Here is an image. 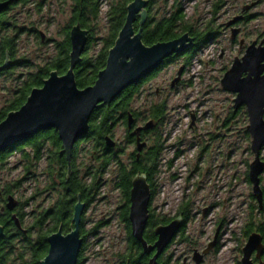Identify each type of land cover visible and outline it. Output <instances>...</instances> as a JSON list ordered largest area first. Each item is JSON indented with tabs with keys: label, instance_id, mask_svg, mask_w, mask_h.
I'll list each match as a JSON object with an SVG mask.
<instances>
[{
	"label": "rangeland",
	"instance_id": "rangeland-1",
	"mask_svg": "<svg viewBox=\"0 0 264 264\" xmlns=\"http://www.w3.org/2000/svg\"><path fill=\"white\" fill-rule=\"evenodd\" d=\"M114 1L101 0L95 40L88 52L92 57L101 48V38L108 32L106 14ZM216 1L219 6L215 9L212 4ZM71 2L28 0L9 11L17 24L25 28L16 45L19 59L25 62L11 75L0 76V108L12 97L19 76L23 78L36 71L54 55L55 43L64 37ZM174 2L180 3L185 24L195 30L209 24L219 33L190 57L180 55L162 66L155 76L141 84L132 100L131 107L138 112L136 126L149 119L152 104L166 103L164 121L141 135L146 142L143 151L156 140L163 146L153 177L155 193L150 201L151 210L158 216L172 218L178 216L179 207L185 204L188 219L169 249L179 256L177 264H182L183 255L192 247L205 249L216 232L219 247L211 250L202 264H240L241 249L247 239L243 232L245 227L252 223L264 229V195L259 208L248 178L253 153L246 130L247 113L245 107L233 112L235 94L222 89L220 79L234 57L240 58L244 53V48L238 46V39L244 38L245 44H249L264 32V0H152L150 10L145 7L146 14L150 11V15L159 19L168 15ZM251 3H254L248 8L251 17L241 24V33L234 41L231 28L224 25ZM181 66L180 80L171 87L170 82ZM192 115L194 123L190 125ZM109 134L120 149L119 160L129 164L135 142L127 139L123 122L119 121ZM93 146L92 139L77 144L75 165L85 181L89 180L87 172L97 160L95 154L99 147ZM23 151L28 152L30 148L15 150L0 163V205L4 204L2 192L8 187L14 198L22 203L17 212L23 213L22 225L28 228L38 212L57 200L61 190L58 181L52 183L47 172V151L29 173L24 168ZM261 156H264V146ZM117 169L118 163L110 162L100 175L101 184L94 199L84 206L80 219L84 237L81 264H119L123 259L127 233L119 218L122 194L115 187ZM260 186L264 188V171L260 174ZM36 232L37 227L31 229L30 237L34 238ZM13 243L18 249L13 252L16 256L23 238L14 237Z\"/></svg>",
	"mask_w": 264,
	"mask_h": 264
},
{
	"label": "water",
	"instance_id": "water-1",
	"mask_svg": "<svg viewBox=\"0 0 264 264\" xmlns=\"http://www.w3.org/2000/svg\"><path fill=\"white\" fill-rule=\"evenodd\" d=\"M10 1L0 0V13L8 7ZM147 3L148 0H131L126 5L124 22L113 45L107 51L104 67L98 71L94 83L83 88L77 86L73 70L81 60L87 42V30L78 22L70 28L68 69L63 74L51 70L43 79L42 85L33 87L25 102L18 109L9 111L0 121V151L29 138L40 130L54 128L62 144L60 151L64 153L67 161L66 179L68 178L73 146L88 132V122L93 110L97 106L110 104L123 89L149 75L163 63L164 59L174 53H182L192 44L193 38L187 32L167 41L144 44L141 40V25L147 15L145 11ZM253 4L246 5L244 10ZM137 19H139V28L135 30L134 22ZM234 21L235 19H232L226 25H231ZM237 31V28H231V38L235 37ZM40 36L43 39L42 33ZM8 62L10 61L7 60L6 49L5 60L0 69ZM182 70V66L177 70L176 76L170 82L171 87L180 80ZM220 85L222 89L235 93L234 111L242 105L245 106L248 118L246 130L251 138L250 150L253 153V160L249 163L248 178L258 207L261 208L264 195L260 186V174L264 170V160L261 156L264 146V37L258 44L253 40L247 45L240 58L234 57L230 67L223 73ZM134 123V117L129 113L127 127H132ZM193 123L192 115L190 125ZM153 126V120L149 119L133 128L137 156L146 145L140 137V132ZM104 142L108 147L116 145L110 135L104 136ZM150 198L151 190L146 175L136 174L131 181L129 193L130 231L141 244L144 254L155 250L148 261V264H155L157 256L182 226L183 219L177 216L166 224L156 225L153 229L157 236L156 240L148 243L143 237V232L148 218ZM17 204V199L8 195L4 207L13 211ZM84 206L77 194L69 231L63 233L59 227L46 237L48 250L40 260V264H76L83 241L80 236V219ZM12 218L16 227L26 232L15 213L12 214ZM2 236L3 227L0 225V238ZM215 238L216 234L213 241ZM212 244H209L208 248H211ZM253 251H256L258 256L263 251L262 235L257 231L247 236L242 247L240 263L254 264L250 258ZM206 252L207 249L202 253L194 250L193 259L196 264Z\"/></svg>",
	"mask_w": 264,
	"mask_h": 264
},
{
	"label": "trees",
	"instance_id": "trees-1",
	"mask_svg": "<svg viewBox=\"0 0 264 264\" xmlns=\"http://www.w3.org/2000/svg\"><path fill=\"white\" fill-rule=\"evenodd\" d=\"M27 1L28 0H11L8 7L0 13V66L4 63L6 49L7 60L10 61L0 69V76L3 74L11 75L17 66L22 65V63L25 62L24 60L19 59L16 46L17 40L25 28L19 26L16 22V18L8 13L16 4L25 3ZM130 1L131 0H116L109 4L106 14L109 23L108 32L101 38V48L96 55L92 57L88 52L91 42L95 40L94 33L97 29L96 25L101 0H72L70 17L64 27V37L55 43L54 55L50 60L39 66L36 71L27 73L23 78L22 76H19V83L16 84L13 89L12 97L8 100L5 106L0 108V121L9 111L18 109L25 102L30 90L33 87L41 86L43 79L48 76L51 70H56L59 74L66 72L69 66V30L74 24H76V22H78L82 28L87 30V42L84 51L81 54V60L76 64L73 70L75 81L79 88L93 84L98 71L105 65L107 51L113 45L117 33L124 22L126 5ZM217 2L214 3L215 9L218 7ZM151 3L152 0H148L146 9L150 10ZM172 8L173 9L168 15L162 16L159 19L154 18L153 15H150V11H148L146 18L141 25L142 42L146 45H151L158 41L173 39L183 32H189V35L194 36L195 46H190L182 53H174L167 57L164 59L163 63L149 75L123 89L110 104L97 106L93 110L88 122V132L79 138L73 146L70 162L71 167L67 179V161L64 153L60 151L62 150V144L57 131L54 128L40 130L29 138L0 151V163H3L13 151L23 150L24 147H29L30 151H23L24 159L26 161L24 168L28 173L31 168H33L34 164L42 159L44 151H47V172L52 183L58 181L61 190L54 206L51 205L38 212L33 219L32 224L28 228H25L26 232H23L16 227L14 219L12 218V214L15 213L22 224L23 213L17 212V209L22 207V203L17 200L18 206L13 210V213L7 210L4 207L6 197L8 195L13 196V194L8 187L5 188L1 197V202L4 204L0 205V225L3 227V236L0 238V264H40V260L43 259L48 250L46 237L56 231L59 227H61L62 232L69 231L72 205L77 200V194L80 195L81 200L86 203L85 205L91 202L101 184L100 175L103 174L112 161L118 163L115 187L122 194V205L120 207L119 218L125 223L127 236L132 247H135L136 250V252L133 251L131 255L132 257H144L140 244L132 237L130 231L128 212L130 205L129 193L131 181L136 174H145L147 182L150 185L151 201L152 195L155 193L153 177L157 171L158 157L163 146L158 140H156L146 149V151H143V148L138 156L136 155V149H134L130 154L131 160L129 164H124L118 158V153L120 151V149L117 148L118 145H115L114 147L106 146L104 136L111 133L115 125L121 121L126 128L127 139L130 142H135L133 128L127 127V117L128 114L131 113L134 117V121L138 118V112L131 107V103L134 96L139 91L141 84L155 76L157 71H159L165 64L180 55L190 57L204 47L210 39L218 35L219 32L217 29L209 24L200 30H195L191 28V26L185 24L183 9L179 2H174ZM138 21L139 19L134 22L135 30L139 28ZM165 114V101L152 104L150 106L149 119L153 120L154 126L148 130H152L156 125L162 123ZM148 130H142L140 132V137ZM90 139L94 141L93 148L96 149V147H99V151L95 154V158H97L95 164L90 167L87 172V174L90 175V178L88 181H85L82 176L79 175L78 168L75 165V158L77 157L76 149L77 144L80 141ZM92 153L93 152H91V154ZM262 190L264 194V188H262ZM148 208V218L143 237L147 242H152L156 236L153 232V228L157 224L169 222L174 217L168 218L154 214L151 210L150 202ZM179 215L186 223L188 218L186 215L185 204H182L179 207L178 216ZM36 227L37 232L35 233V237L31 238V229ZM252 231H257L264 236L263 227L261 225L253 226L252 223L248 224L243 232L245 236H248ZM81 235L83 236V234ZM19 236L23 238V244L19 248V252L15 254L16 256H13V252L18 250L14 246L13 238ZM82 249L83 246L81 250ZM137 260H139V258L135 259V264H148L146 257L142 258V261ZM123 264H126V259Z\"/></svg>",
	"mask_w": 264,
	"mask_h": 264
},
{
	"label": "flooded vegetation",
	"instance_id": "flooded-vegetation-1",
	"mask_svg": "<svg viewBox=\"0 0 264 264\" xmlns=\"http://www.w3.org/2000/svg\"><path fill=\"white\" fill-rule=\"evenodd\" d=\"M217 2V1H216ZM215 3V2H214ZM214 3L212 4V6L214 7ZM219 6V5H218ZM218 8V7H217ZM249 10L250 9H247V10H244V7H242L239 11H238V13H237V15H235V17L233 18V19H235V21L231 24V25H224L225 27H227V26H229V28H237L238 29V31H237V34H236V36L234 37V38H231V39H233L234 41H236L237 40V37H238V35L241 33V24L242 23H245V22H247L249 19H250V17H251V15L249 14ZM215 12H216V10H213V14H215ZM214 27V26H213ZM261 36H259V38H257V39H254L255 41H256V44H258L260 41H261V39L263 38V36H264V32L263 33H261L260 34ZM192 38H193V40H192V44L190 45V46H195L194 44H195V39H194V36H192V35H190ZM215 38V37H214ZM214 38H212V39H214ZM212 39H210V40H212ZM253 41V40H252ZM251 41V42H252ZM250 42V43H251ZM249 43V44H250ZM249 44H245V42H244V38H239L238 39V46H239V48H244V51H245V48H246V46L247 45H249ZM235 57H237V56H235ZM227 70V69H226ZM225 70V71H226ZM158 91V90H157ZM235 94V93H234ZM245 106L244 105H242V106H240L238 109H242V108H244ZM237 109V110H238ZM236 110V111H237ZM236 111H234L233 110V112H236ZM263 117H264V115H263ZM136 125H133L132 126V128H134ZM262 159L264 160V156L262 157ZM264 171V170H263ZM262 188V187H261ZM1 191V190H0ZM80 196V195H79ZM81 199V198H80ZM77 201V200H76ZM76 201L73 203V205H72V212H73V207H74V204L76 203ZM82 201V200H81ZM56 202V201H55ZM55 202L52 204L53 206H54V204H55ZM84 204H86L84 201H82ZM17 206H18V204H17ZM16 206V207H17ZM15 207V208H16ZM14 208V209H15ZM11 213H13V211H11ZM175 218V217H174ZM183 219V218H182ZM70 220H71V224H70V227H71V225H72V213H71V217H70ZM172 220V219H171ZM48 222H49V219H48ZM124 223V222H123ZM130 223V222H129ZM168 223V222H167ZM125 224V223H124ZM160 224H166V223H160ZM185 222L183 221V224H182V226L178 229V231H177V233L178 232H181L183 229H184V226H185ZM158 225V224H157ZM70 227H69V229H70ZM125 227H126V225H125ZM146 227V226H145ZM154 229V228H153ZM68 232V231H67ZM67 232H63V233H67ZM253 232V231H252ZM126 233H127V231H126ZM177 233L172 237V239L169 241V243L166 245V247L163 249V251L157 256V258H156V263L155 264H174V263H176V262H178V260H179V256H176V254H175V252H169V249H170V247L174 244V237H176V235H177ZM156 235V234H155ZM80 236L82 237V239H83V241H84V237L81 235V231H80ZM133 237V236H132ZM156 237L157 236H155V239L152 241V242H148V243H153L155 240H156ZM134 238V237H133ZM135 239V238H134ZM126 240H127V242H126V247H125V253L123 254V259L122 260H120L119 262V264H123L124 263V261H125V259H126V264H135V259H138L139 258V260H137V261H142V258H144V257H146L147 258V263H148V261H149V258L153 255V253L155 252V250H152L149 254H144V257L143 256H137V257H132V255H131V253L133 252V251H135L136 252V250H135V247H132V245H131V242H130V240H129V238H128V236H127V234H126ZM136 240V239H135ZM214 240V238L212 239V241L211 242H209L208 244H207V246L205 247V249H207V252L206 253H203V257H202V259H201V261L198 263V264H202L203 263V259H204V257L211 251V250H216V249H218V247H219V236H218V234H217V232H216V238H215V241H213ZM83 241H82V244H81V248H82V246H83ZM137 241V240H136ZM147 241V240H146ZM138 242V241H137ZM214 242V243H213ZM139 243V242H138ZM213 243V244H212ZM140 244V243H139ZM209 244H212V247L211 248H208L209 247ZM262 245H263V251H262V253L258 256L257 255V252L256 251H253L252 253H251V256H250V258H251V260L253 261V263L254 264H263L264 263V236L262 235ZM140 246H141V244H140ZM81 248H80V252H79V255H78V258H77V261H76V264H81L82 263V259H81ZM141 249H142V247H141ZM204 248H201V249H199V248H197V247H192L191 248V255H190V252L188 253V254H184L183 255V257H182V259H181V263L182 264H188V263H193V264H196V262H195V260L193 259V254H194V250H198V252H200V253H202L204 250H205ZM241 252H242V249H241ZM142 253H143V251H142ZM242 256V255H241ZM126 257V258H125ZM177 264V263H176ZM241 264V263H240Z\"/></svg>",
	"mask_w": 264,
	"mask_h": 264
}]
</instances>
